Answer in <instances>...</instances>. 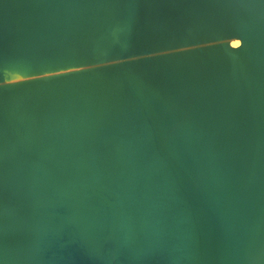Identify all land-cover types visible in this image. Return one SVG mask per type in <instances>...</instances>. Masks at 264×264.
I'll return each mask as SVG.
<instances>
[{"label":"water","instance_id":"1","mask_svg":"<svg viewBox=\"0 0 264 264\" xmlns=\"http://www.w3.org/2000/svg\"><path fill=\"white\" fill-rule=\"evenodd\" d=\"M169 21L148 0H0V264H209L206 250L210 264H264V176L236 161L253 148L245 121L194 85L184 95L191 76L172 70L171 54L241 36L239 18L187 38ZM213 149L203 181L225 185L240 222L219 239L222 216L203 212L214 194L168 186L173 165L208 177Z\"/></svg>","mask_w":264,"mask_h":264},{"label":"bare ground","instance_id":"2","mask_svg":"<svg viewBox=\"0 0 264 264\" xmlns=\"http://www.w3.org/2000/svg\"><path fill=\"white\" fill-rule=\"evenodd\" d=\"M226 7L229 13H236L238 16L241 36L237 35V37L230 39L227 44L219 42L189 48L179 51L181 52L179 54L177 52L171 54V57L175 58L172 62V70L179 75L177 81L179 84L182 80L179 72L191 76L190 79H184V95H189L187 88L194 85L193 87L197 88L198 93L202 96V101L205 103L218 104L223 102L227 105L223 111L230 110L231 113L225 114L226 121H245L240 129H243V133H248L246 138L251 139V141L247 146H253V148L247 151L249 153L247 159L241 155L236 161L241 163L240 170L244 171L253 165L257 168L254 175L260 177V174L264 176V77L260 74V72L264 74V0H148V8L152 13L157 10H165V12L171 13L173 25L170 27V21L168 22V31L170 33L176 32L180 36L179 38L208 37L212 36V33L226 32L228 30V25L225 23L228 17ZM85 21L89 24L88 19ZM259 47H261V52L258 56L255 51ZM85 51H79L78 54L74 53L70 56L75 57L84 54ZM106 70H102V73ZM41 91L39 92L40 95ZM197 98L201 99V97ZM259 105H262L261 108ZM221 116L214 115V118L218 119ZM259 119L262 120L261 126L257 124ZM106 125L107 130L109 126H113ZM225 130L228 129L225 127ZM141 144L142 148L138 150L139 161H142L144 157L143 142ZM115 146L116 144L113 143L112 148ZM211 154L214 162L210 165L208 177H200L198 176L200 174L195 173L189 174L188 172H192L191 170L186 169L187 172L185 169H179L178 166L177 169L173 165L175 168L171 176L173 181L168 186L174 188L185 185L187 179L194 191H201L199 198L204 197V193L214 194L215 197L202 199L203 203H207L203 212L207 214L213 212L217 217L222 216V218L215 220L218 224L214 225L213 228L209 227L213 237L219 239L218 233H222L221 237H225L228 232L231 235L233 231L238 229L240 222L238 220L232 221L224 209L227 200H235L225 185L218 183L210 188L203 181L204 179L211 183L215 176V168L218 166L219 158L214 149L211 150ZM184 156L187 157V155ZM130 163L131 161L128 165ZM161 164L163 168L170 166L164 159ZM195 164L200 165L198 160H195ZM190 166L195 172L194 164L192 163ZM204 169L205 165L202 163V172ZM185 230L181 232L184 233ZM194 236V230L190 228L188 241ZM228 238L230 237L228 236ZM205 243L204 238H202L197 247L206 246ZM125 254L129 257L126 252ZM200 258H203L205 263L210 264L212 262L207 250L200 255ZM192 262L196 264L194 260Z\"/></svg>","mask_w":264,"mask_h":264}]
</instances>
